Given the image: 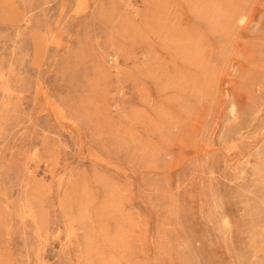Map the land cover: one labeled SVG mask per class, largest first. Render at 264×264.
<instances>
[{"label":"rangeland","instance_id":"374dc122","mask_svg":"<svg viewBox=\"0 0 264 264\" xmlns=\"http://www.w3.org/2000/svg\"><path fill=\"white\" fill-rule=\"evenodd\" d=\"M0 264H264V0H0Z\"/></svg>","mask_w":264,"mask_h":264}]
</instances>
